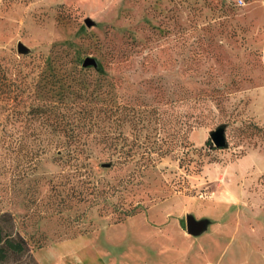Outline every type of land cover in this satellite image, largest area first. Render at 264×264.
I'll use <instances>...</instances> for the list:
<instances>
[{
    "label": "rangeland",
    "instance_id": "374dc122",
    "mask_svg": "<svg viewBox=\"0 0 264 264\" xmlns=\"http://www.w3.org/2000/svg\"><path fill=\"white\" fill-rule=\"evenodd\" d=\"M0 62V213L33 253L15 264H264V0H0ZM90 92L126 119L78 136V169V141L13 111Z\"/></svg>",
    "mask_w": 264,
    "mask_h": 264
},
{
    "label": "trees",
    "instance_id": "16d2710c",
    "mask_svg": "<svg viewBox=\"0 0 264 264\" xmlns=\"http://www.w3.org/2000/svg\"><path fill=\"white\" fill-rule=\"evenodd\" d=\"M12 94V81L8 79L5 67L0 62V96L10 108L14 105L10 102ZM50 97L52 96L49 95V98ZM97 98H99L98 95L90 92L89 96L86 98L88 103L79 105V108H73V104H71L72 106L70 104L67 105L68 102H63L62 100L55 102L49 100L43 103V105L39 104L33 106L29 110L13 111H15L14 113H17V115L26 116V119L29 121L41 118V120L52 125V130L63 131L69 135L71 142L78 141L76 148H71L69 151L72 156L71 159L75 160L76 169H78L79 162H76L79 160L78 154L85 150V143L80 142L78 136L88 127L93 128V126H97V128L102 129L104 127V121H112L113 115H116L117 119H126V104H114L111 97H103V102L99 104ZM11 135L12 133L10 131L5 130L1 136L2 140L9 143L8 137ZM105 135L107 138H110V140H107V143L109 141V145L116 149L118 144L113 139L114 136H111L109 133H105ZM26 146L28 145L20 142L17 150L12 146V152L34 160L38 159L41 152L46 149V145L42 144H37V148L28 146L29 148L27 149ZM74 150L77 151V155H73ZM73 194L76 193L73 192ZM14 223V217L11 211H3L0 213V264H15L16 261L18 262V260L24 256L33 259L30 243L19 230L14 228Z\"/></svg>",
    "mask_w": 264,
    "mask_h": 264
},
{
    "label": "water",
    "instance_id": "95a60500",
    "mask_svg": "<svg viewBox=\"0 0 264 264\" xmlns=\"http://www.w3.org/2000/svg\"><path fill=\"white\" fill-rule=\"evenodd\" d=\"M87 23H90L89 19H87ZM18 48L19 50H25L27 46L22 41H19ZM83 65H94L98 68L100 67V61L93 55H87L83 60ZM226 126V123H221L210 131V136L217 146H228ZM102 165L111 166L112 161L109 160L102 162ZM211 223L212 221L209 217L198 218L193 213L186 214V230L188 233L193 235H199L205 231H208Z\"/></svg>",
    "mask_w": 264,
    "mask_h": 264
},
{
    "label": "crops",
    "instance_id": "0c3cea01",
    "mask_svg": "<svg viewBox=\"0 0 264 264\" xmlns=\"http://www.w3.org/2000/svg\"><path fill=\"white\" fill-rule=\"evenodd\" d=\"M205 232H207V231H205ZM205 232H203V233H205ZM185 233H188V232H185ZM203 233H201V234H203ZM189 234H191V233H189ZM201 234H199V235H201ZM184 235H187V234H184ZM195 236H198V235H195ZM186 237H188V236H186Z\"/></svg>",
    "mask_w": 264,
    "mask_h": 264
}]
</instances>
